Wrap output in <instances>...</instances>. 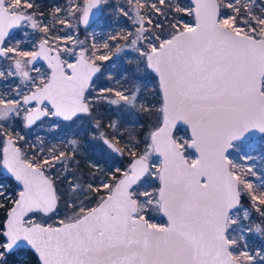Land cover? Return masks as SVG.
I'll return each instance as SVG.
<instances>
[{"label": "snow or ice", "instance_id": "obj_1", "mask_svg": "<svg viewBox=\"0 0 264 264\" xmlns=\"http://www.w3.org/2000/svg\"><path fill=\"white\" fill-rule=\"evenodd\" d=\"M0 264H264V0H0Z\"/></svg>", "mask_w": 264, "mask_h": 264}, {"label": "rangeland", "instance_id": "obj_2", "mask_svg": "<svg viewBox=\"0 0 264 264\" xmlns=\"http://www.w3.org/2000/svg\"><path fill=\"white\" fill-rule=\"evenodd\" d=\"M64 2V0H37V3H40L42 5V7L45 9V11H47L48 8H51L55 5H58V4H62ZM121 25L123 26V22H121ZM110 27H115V26H112V25H109ZM130 26V25H129ZM92 29H90L91 31ZM97 31H101V29H97ZM80 39H84V34L81 33L80 34ZM40 134L41 135H48L46 132H44L43 130L40 131ZM51 138V137H49ZM261 166V162H258V170Z\"/></svg>", "mask_w": 264, "mask_h": 264}, {"label": "trees", "instance_id": "obj_3", "mask_svg": "<svg viewBox=\"0 0 264 264\" xmlns=\"http://www.w3.org/2000/svg\"><path fill=\"white\" fill-rule=\"evenodd\" d=\"M44 9V8H43ZM45 10V9H44Z\"/></svg>", "mask_w": 264, "mask_h": 264}]
</instances>
